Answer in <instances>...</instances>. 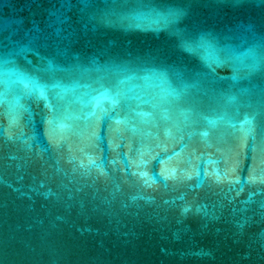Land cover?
Wrapping results in <instances>:
<instances>
[{
    "label": "water",
    "instance_id": "obj_1",
    "mask_svg": "<svg viewBox=\"0 0 264 264\" xmlns=\"http://www.w3.org/2000/svg\"><path fill=\"white\" fill-rule=\"evenodd\" d=\"M0 264H264V0H0Z\"/></svg>",
    "mask_w": 264,
    "mask_h": 264
}]
</instances>
